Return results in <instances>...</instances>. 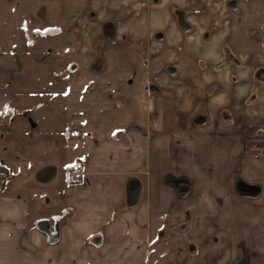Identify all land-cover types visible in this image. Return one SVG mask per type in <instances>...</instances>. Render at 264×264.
<instances>
[{"label": "crops", "instance_id": "0c3cea01", "mask_svg": "<svg viewBox=\"0 0 264 264\" xmlns=\"http://www.w3.org/2000/svg\"><path fill=\"white\" fill-rule=\"evenodd\" d=\"M260 143L264 0H0V264H264Z\"/></svg>", "mask_w": 264, "mask_h": 264}, {"label": "built area", "instance_id": "2783aa9c", "mask_svg": "<svg viewBox=\"0 0 264 264\" xmlns=\"http://www.w3.org/2000/svg\"><path fill=\"white\" fill-rule=\"evenodd\" d=\"M264 150V145L262 143L254 145L253 146V152L255 157H260L262 152ZM73 171V170H72ZM74 174H80V170H74ZM0 176H1V171H0ZM74 176V175H73ZM73 176L71 175V180L74 179ZM76 177V176H75Z\"/></svg>", "mask_w": 264, "mask_h": 264}, {"label": "rangeland", "instance_id": "374dc122", "mask_svg": "<svg viewBox=\"0 0 264 264\" xmlns=\"http://www.w3.org/2000/svg\"><path fill=\"white\" fill-rule=\"evenodd\" d=\"M76 170H79V169H76ZM82 173V171H80V174ZM79 174V175H80ZM71 175L73 176V178L74 179H72L71 181L73 182V183H76L77 181H78V177H79V175L78 174H74V170L71 172ZM76 176V177H75ZM171 240V237L169 238V239H163L162 240V248H163V250L165 251H168L169 250V248H168V246H167V244L169 243V241ZM174 240H176V238L175 237H173V241ZM180 241H177V243H179ZM192 245H190V247H191ZM166 257V256H165Z\"/></svg>", "mask_w": 264, "mask_h": 264}, {"label": "water", "instance_id": "95a60500", "mask_svg": "<svg viewBox=\"0 0 264 264\" xmlns=\"http://www.w3.org/2000/svg\"><path fill=\"white\" fill-rule=\"evenodd\" d=\"M187 25H185L183 23V28L185 31L189 32L190 31V28L186 27ZM207 122V117L206 116H197L195 119H194V125L197 126V125H201V124H205ZM53 241H56V239L58 238V234L55 235V237H53Z\"/></svg>", "mask_w": 264, "mask_h": 264}, {"label": "trees", "instance_id": "16d2710c", "mask_svg": "<svg viewBox=\"0 0 264 264\" xmlns=\"http://www.w3.org/2000/svg\"><path fill=\"white\" fill-rule=\"evenodd\" d=\"M6 177H7V174H1V176H0V180H2V182H3V184H5V182H6Z\"/></svg>", "mask_w": 264, "mask_h": 264}]
</instances>
